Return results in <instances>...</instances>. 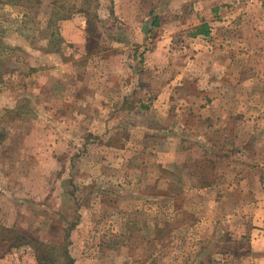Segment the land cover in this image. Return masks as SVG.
<instances>
[{"label":"crops","instance_id":"crops-1","mask_svg":"<svg viewBox=\"0 0 264 264\" xmlns=\"http://www.w3.org/2000/svg\"><path fill=\"white\" fill-rule=\"evenodd\" d=\"M55 1L0 0V13L9 7L18 13L17 17L10 18L8 14L7 18L0 19L2 22L0 26H5V23L9 24L10 21L22 26L28 21L39 23L44 19L46 28L50 30L45 43L46 52L62 60L61 64L52 68L42 66L29 68L30 72L39 75L28 78L30 75L28 74L26 83L24 78L22 93L26 95L22 101H25L27 107L45 105V108H55L56 112L63 116V124L70 128L74 125L73 128H77L80 135L77 141L75 136L67 137L63 133L54 137L55 147L61 144L70 146L71 143V147L62 152L60 157L62 161L58 162L59 169L68 170L69 173L59 176L54 190L60 206L65 205L56 210L60 220L54 223L52 219L43 218L47 220L48 226L40 231L51 229V236H45L44 243L48 246H60L66 242L73 264H97V260L94 261L88 254L90 248L87 246L85 235L99 233L93 228L86 231L89 233L83 230L82 222L86 219L83 212L86 206L82 208L81 200L74 197L78 190H88V195L83 198H88L87 200L91 202L93 199L95 204L99 201L102 209L113 211V216H120L123 220L124 227L120 234H111V238L104 239L103 242L100 237L99 244L94 249L99 252L98 254L129 250V243L145 238L154 243L159 240L161 233L172 236L173 233L179 232L181 235L184 233L182 227L194 231L205 223L203 219L205 217L195 213L185 222H181V210L176 206V201H189L193 198L194 189L204 190L212 186L215 180L218 181V176L214 178L208 174L209 170L227 172L229 169L231 175H235L233 182L243 171L236 167L235 157L238 151L229 155L226 152H219L222 154L220 155L217 149L223 142L219 143L216 140L227 136L226 133H231L238 123L243 122L253 124V134L248 136L249 139H253V148L260 145L264 139V0H190L189 4L186 0V4L194 5V10L189 9L187 12L189 15L186 17L192 16L190 27L193 32L189 38L193 40V44L188 43L192 44L195 51L191 53L190 63L186 64L189 67L187 69L179 68L178 44L182 42L177 40V33L172 32V29L175 31L182 24L179 22V16L177 18L174 15L178 13L176 7H168L164 0H151L150 7L145 13L140 14L134 9L127 11V18L124 19L127 23L126 28L138 35L133 55L128 61L131 66L127 71L131 72V78L136 79L137 84H122L119 86L121 91L118 94L115 91L116 87L109 80L116 77L112 65L109 72H106L107 69L101 74V78L99 77L107 86L105 91L100 90L99 84V87L91 85L87 78L89 72L83 70L89 58L95 56V49L99 46V42H89V35L87 40L85 37V42H78L86 29L87 34L89 33L87 13L79 7L74 8L68 18L59 20L54 17L52 22V12L58 6L55 5ZM29 4L36 7H29ZM169 10L174 13L173 17L168 15ZM241 13L244 19L241 27L244 39L241 41L243 47L247 45V49H242L238 53L210 51L209 48L212 47L209 44L214 43L210 41L216 36L213 27L215 24H211L215 16L218 14L234 16ZM69 24L72 25L68 26ZM73 25L77 26L76 31L72 29ZM202 25L207 26L209 35L197 32ZM69 27L74 31L73 35L67 32ZM250 44L253 45L251 50ZM64 46L73 49L75 57L69 52L65 54ZM147 56L155 61L153 67L146 66L148 63L143 58ZM8 60L0 54V66L6 63L4 70H0L1 75L6 76L8 72ZM250 60H253V71L248 67L247 61ZM161 63L165 67L162 70L158 69L162 67L159 66ZM124 71L126 72L125 69ZM161 74L170 76L161 80L163 77H158ZM252 74L251 80L249 78ZM17 75L18 73L13 77L10 75L3 83L0 82V98L4 94L11 95L9 92L12 90L17 93L16 90L19 89ZM151 75L155 80L150 79L147 82ZM66 79L68 82L65 84L63 82L67 81ZM159 80H161L159 93L150 100L149 105H146L145 98L152 88L149 87L150 83L155 85ZM178 92L184 100L181 107L183 105L190 107V110L197 113L188 115L185 122L201 124L206 136L217 137L211 145L203 141L200 143L205 155L218 158L215 162L197 159L192 149L193 144L188 141L190 136L178 131L177 124L180 120L174 115L179 112L180 106H176L178 102L173 104L178 98L175 93ZM49 98L51 102L48 101ZM22 101L10 100L5 106L15 108L18 104L20 106ZM87 123L93 125L85 127L84 124ZM240 130L242 128H239L238 134L235 133L231 137L241 138ZM3 131L8 130L5 128ZM71 140L74 141L73 146ZM192 142L199 145L197 141ZM70 148L72 150L68 151ZM263 156L264 154L258 150L253 151V167L246 168L249 172L246 175L249 184L246 190L250 189L256 204L253 212L251 250L255 259L264 260ZM227 158L231 160L224 161ZM92 163H97V166L94 165L95 171L99 173L97 178H92L93 174L89 172ZM86 174L87 177L84 176ZM80 177L84 181L79 182ZM131 181L133 189H123ZM148 200L157 201L159 206L148 203ZM68 206L74 210L70 211ZM156 210L164 212L165 217L163 213L158 215V212L154 217L147 215L146 211L152 213ZM71 212L74 213L73 218ZM211 232L209 238L206 235L197 241V249L203 248V241H212L215 229ZM115 246L118 247L117 251L114 250ZM249 253L250 251H247V254Z\"/></svg>","mask_w":264,"mask_h":264},{"label":"rangeland","instance_id":"rangeland-1","mask_svg":"<svg viewBox=\"0 0 264 264\" xmlns=\"http://www.w3.org/2000/svg\"><path fill=\"white\" fill-rule=\"evenodd\" d=\"M74 1L78 4L80 3V0H62L58 4L57 9L56 7L54 8L53 17L58 12L71 14L73 10L71 3ZM164 1L167 2L168 7H176V12H178L174 14L169 10L168 15H172V17L176 15L177 18L179 16L180 21L179 19L178 21L182 23L180 28L175 31L172 29V32H176L177 40L182 42L178 44L180 53L178 60L182 64H179V68L187 69L189 67L186 64L191 58V53L195 51H193L194 49L191 46L193 40L189 38L193 32L191 31L192 16L186 17V15H189L187 13L189 9L194 10V5H188L191 2L190 0H187L188 4H186V0ZM92 2L91 10L93 14L90 22L92 24L94 22L93 27H95L92 30L90 28L88 34L86 29L85 34H82L78 42H85V37L87 40L89 35V42H99V46L95 49V56L89 58V61L86 62V68L83 70L89 72L87 78L91 85L99 87V84L101 86L100 90L105 91L107 86H105L104 80L99 79V77L101 78V74L105 73L107 69L106 72H109L112 65L114 76L116 77L109 80L116 87L115 91L118 94L121 91L119 86L122 84H137V80L131 78V72H128L127 69L129 70L131 66L128 61L133 55L135 40L138 35L131 29L126 28L127 23L124 20L127 18L126 12L134 9L140 14L145 13L150 7L151 0H93ZM29 7L35 8L36 5L29 4ZM239 8L241 9V7ZM165 11L167 12V9ZM8 14L10 18L11 16H18L16 10L14 9L13 11L12 7H9L6 11H1L0 19L7 18ZM243 23L242 13L234 16L216 15L213 22H211V24H215L213 27L216 36L210 41L214 43L209 44L212 47L209 50L229 53L234 51L238 53L242 49L246 50L247 45L243 47V42L241 41V39H244L241 34ZM71 25L69 24L68 26ZM72 29L76 31L77 26L73 25ZM73 30H70V27L67 28V32L69 31L72 35L74 33ZM49 34L50 30L46 28L44 19L39 21V23L28 21L22 26L15 25L12 21L9 24L5 23V26H0V54L9 59L7 61L9 65L7 67L8 72L6 76L0 74V82L3 83V80H7L6 77L10 75L13 77L15 73H18L17 84L19 88L16 90L17 93L12 90L9 92L11 95L5 96L4 94L0 98V133L3 136V138H0V264H68L67 259L63 258L68 248L66 242L65 245L63 242L60 246H48L45 244L41 247L39 244L33 245L35 243L32 242L30 245H20L17 249L11 247V242H21L20 240L23 236L33 241L36 240L41 244L44 243L45 236H51L50 228L43 232L40 230L48 226L47 220H43V218L52 219L54 223L60 220L59 213L56 210L63 208L65 205L60 206L54 190L59 181V176L69 172L65 169H59L58 162L62 161H60L62 152L68 149L67 147H71V143H69L70 146L61 144V146L55 147L54 137L59 133H63L66 136H75V141H77L80 136L78 129L73 128L74 125L70 128L63 124V116L57 113L55 108H45V105L43 107L37 106L36 108L27 107L25 101H22L26 95L22 93L24 78L26 83L28 78H35L39 75V73L33 74V71L30 72L29 68H38L39 66L52 68L62 63L60 58L46 52L45 43ZM188 42L192 44L190 45ZM249 48L251 50L253 45L250 44ZM64 50L65 54L69 52L75 57L76 54L73 49H68L64 46ZM143 59L148 63L146 66L153 67L155 61L152 58L147 56ZM247 62L248 67L253 71V60ZM5 66L6 63L0 66V70L3 71ZM159 66L162 67L158 69L162 70L165 68L162 63ZM11 67L14 69L11 70ZM28 74L30 75L28 76ZM127 74L129 77H127ZM169 76V74H161L158 77H163L161 80H164V77L168 78ZM246 77L249 78V76ZM150 79L155 80V77L153 75L149 76L147 82ZM249 79H253V74ZM66 80L63 83L66 84L68 79ZM161 80L155 85L152 83L153 86L150 83L149 87L152 88L147 97H143L146 105H149L150 100L159 93ZM175 95H178V98L173 104L178 102L176 106H180L178 108L179 112L174 115L180 120L177 124L178 131H183L190 136L188 141L193 144L192 149L197 159L215 162L218 158L209 154L205 155L200 143L203 141L211 145L217 137L206 136V132L200 126L201 124L186 123L185 120H187L188 115L197 113L190 110V107L184 105L181 107V104H184L183 97H180L179 92L175 93ZM202 95L201 97H203ZM242 97H244V94ZM15 99H18V102L22 101L20 106L19 104L15 108H10L8 105L5 106L8 101ZM117 99L118 95L116 96ZM48 101L51 102V98ZM91 125L93 124H84L85 127H90ZM5 128L8 131H3ZM239 128H242L240 130L241 138H232L231 136L235 135V133L238 134ZM254 131H256V127ZM226 134L227 136L216 140L219 143L223 142L222 146L219 145L220 147L217 149L218 153L226 152L229 155L238 151L235 163L236 167L243 171L236 178L238 182L236 180L233 182L235 175H231V170L227 169V172H212L209 170L208 174L213 175L214 178L218 176V181L215 180L214 184L207 187V189H194L193 198H190L189 201H176V206L181 210V222H185L194 216L195 213L202 214L205 217L203 218L205 223L194 229V231L189 230L187 227H182V232L184 233L181 235L176 232L172 236H163L161 240L157 239L154 243L149 242V238H145L142 241L129 243V250L124 249L119 252H111V254H98L99 252L94 251V249L99 244L100 237H102L103 242L104 239L108 240L111 238V234H120L124 227L123 220L120 216H113V211L102 209L99 201L95 204L93 199L91 202L87 200L88 198H83L88 195V190L76 191L74 197L81 200L82 208L86 206L83 212L86 214V219L82 222L84 232L89 233L86 231L93 228L95 232L99 233V235H92L93 233L85 235L87 246L89 245L90 248L88 254L91 259L97 260V264H264L263 259H255L251 250L253 212L256 204L250 189L249 191L246 190L249 187L246 176L249 172L246 171V168L253 167V151L258 150V152L264 154V139L260 142V145L253 148V139L248 138L249 134H253V124L247 122L238 123L231 133ZM192 141H197L199 145ZM70 142H72L73 146L74 141L71 140ZM71 150L72 148L68 151ZM226 160L229 162L231 159L227 158L224 161ZM262 161L264 160L262 159ZM94 165L97 166V163L91 164V171L89 172H92V178H97L99 173L95 171L96 167ZM150 170L152 171V169ZM84 176L87 177V174ZM78 181L82 182L84 179L80 177ZM131 185L132 181L126 184L123 189L132 190L133 187ZM161 187L164 188V186ZM135 188L138 187L135 186ZM84 200L86 202H83ZM156 202L148 200V203H155L157 207L159 204ZM77 207L79 208L78 205ZM147 207L150 206L147 205ZM69 208L70 211L74 210L71 206ZM146 212L147 215L150 214L153 217L156 212H158V215L163 213L164 217L166 215L164 212H159V210L152 213ZM73 217L74 213L71 212V218ZM4 229H12L14 233L9 234ZM212 229H215L212 241H203V248L200 251L196 246L197 241L206 235L209 238ZM185 233H188V235ZM139 234L145 235L144 233ZM173 239L174 241L172 242ZM222 246L223 248L226 247L225 250L221 248ZM114 250L117 251L118 247L115 246ZM247 251H250V253L247 254ZM43 252L51 256L48 262H39L37 259L39 254H43Z\"/></svg>","mask_w":264,"mask_h":264},{"label":"trees","instance_id":"trees-1","mask_svg":"<svg viewBox=\"0 0 264 264\" xmlns=\"http://www.w3.org/2000/svg\"><path fill=\"white\" fill-rule=\"evenodd\" d=\"M61 1L62 0H56L55 1V5L57 6L58 4H60L61 3ZM85 1V2H84ZM93 0H80V3L78 4V3H76L75 1L74 2H72L71 3V6H72V8L74 9V8H80L82 11H85L86 13H87V15H88V17H89V22H88V26H89V30H90V28H91V30L95 27H93V25H94V22H93V24L90 22V18L92 17V14H93V12H92V10H91V8H92V4H93V2H92ZM10 2H12V1H10ZM71 8V9H72ZM71 14H66L65 12H58L57 14H55V18H58L59 20H61V19H66V18H68L69 16H70ZM53 19H52V22H54V17H52ZM199 34H203V35H209V30H208V28H207V26L206 25H202L200 28H199V32H198ZM197 33V34H198ZM57 43H59V42H56V44ZM0 138H3V136L1 135L0 136ZM4 231H6L7 233H9V234H12V233H14V231L12 230V229H4ZM163 233H161L160 234V237H159V239L161 240V238L163 237V236H166V235H168L167 233L166 234H163ZM10 241V240H9ZM21 242H11V247L12 248H15V249H17V248H19L20 247V245H23V246H25V245H30V243H35V244H33V245H37V244H39V246H41V247H43L44 245H45V243H40V242H38V241H36V240H32V239H28V238H26V237H22L21 238V240H20ZM222 249H224L225 250V248L226 247H224L223 248V246L221 247ZM218 253V252H217ZM218 255V254H217ZM50 257L51 256H48V255H46V254H44V252H43V254H39V256H38V260H39V262H43V263H45V262H48L49 260L48 259H50ZM63 258H65V259H67V263L68 264H73V259L71 258V256L69 255V252H68V250H66L65 251V253H64V255H63ZM211 258H213V257H211Z\"/></svg>","mask_w":264,"mask_h":264}]
</instances>
